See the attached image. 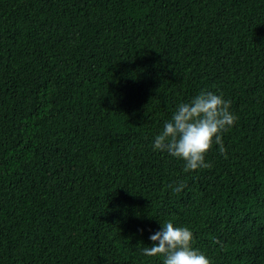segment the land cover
I'll return each mask as SVG.
<instances>
[{
  "label": "trees",
  "instance_id": "1",
  "mask_svg": "<svg viewBox=\"0 0 264 264\" xmlns=\"http://www.w3.org/2000/svg\"><path fill=\"white\" fill-rule=\"evenodd\" d=\"M205 90L228 158L185 172L153 142ZM165 221L264 264V0H0V264H162Z\"/></svg>",
  "mask_w": 264,
  "mask_h": 264
},
{
  "label": "clouds",
  "instance_id": "2",
  "mask_svg": "<svg viewBox=\"0 0 264 264\" xmlns=\"http://www.w3.org/2000/svg\"><path fill=\"white\" fill-rule=\"evenodd\" d=\"M231 102L211 91H201L188 102L180 103L171 119L165 121L155 136L153 150L165 152L184 162V171L210 168L206 155L214 145L227 159L223 135L235 125L237 117L230 112ZM179 194L183 183L167 186ZM193 233L188 227L165 221L163 229L150 236V247L142 248V255L162 258V264H211L209 258L194 249ZM219 243V241H217Z\"/></svg>",
  "mask_w": 264,
  "mask_h": 264
}]
</instances>
